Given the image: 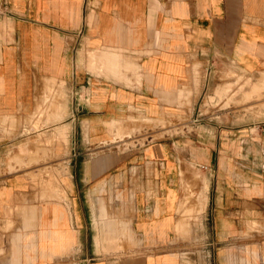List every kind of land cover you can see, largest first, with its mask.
I'll return each instance as SVG.
<instances>
[{
    "label": "crops",
    "instance_id": "obj_1",
    "mask_svg": "<svg viewBox=\"0 0 264 264\" xmlns=\"http://www.w3.org/2000/svg\"><path fill=\"white\" fill-rule=\"evenodd\" d=\"M222 68L264 72V0H0V264H264V118L198 107Z\"/></svg>",
    "mask_w": 264,
    "mask_h": 264
},
{
    "label": "rangeland",
    "instance_id": "obj_2",
    "mask_svg": "<svg viewBox=\"0 0 264 264\" xmlns=\"http://www.w3.org/2000/svg\"><path fill=\"white\" fill-rule=\"evenodd\" d=\"M264 72L248 75L241 70H226L222 68L218 73L219 83L214 90L207 92L198 103L200 111L212 119H220V112H231L233 109L238 114L239 122L257 121L264 118ZM255 85V87H254ZM212 94V96H211ZM1 124L8 122L14 127L21 124L15 118H1ZM165 125L164 123H160ZM170 124H173L172 121ZM37 126V125H35ZM188 119L176 116L171 134L182 135L189 131ZM15 154L6 155L8 163L15 159ZM2 161H0L1 164ZM9 166V164H8ZM14 168L9 166V170ZM194 248V247H193Z\"/></svg>",
    "mask_w": 264,
    "mask_h": 264
}]
</instances>
